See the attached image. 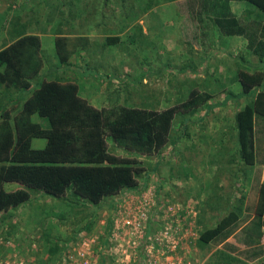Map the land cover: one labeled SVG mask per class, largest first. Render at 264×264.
<instances>
[{
  "label": "rangeland",
  "instance_id": "obj_1",
  "mask_svg": "<svg viewBox=\"0 0 264 264\" xmlns=\"http://www.w3.org/2000/svg\"><path fill=\"white\" fill-rule=\"evenodd\" d=\"M179 1L0 0V31L4 32L0 33V48L19 31L44 34L42 54L47 67L61 66L50 36L93 34V43L86 49L75 48L69 58L70 67L53 70L49 78H79L83 93H90L98 107L163 109L184 101L192 88L213 95L196 111L177 113L168 143L155 153L126 152L108 140L111 152L135 157L144 167L136 189H123L98 204H89L71 191L54 197L29 190L26 202L0 214V253L7 240H15L20 246L29 245V264H57L65 246L80 231L107 229L117 195L144 193L156 195L161 202H193L198 212V234L230 212L238 213L241 223L248 219L255 195L254 166L240 157L235 114L254 95L236 99L228 93L239 91L235 85L239 69L252 70L239 57L252 64L258 56L245 49L244 37L234 46L235 41L221 34L209 15L187 20L179 11ZM230 3L242 20L257 17L259 11L251 3ZM116 34L120 41L110 43L106 51V37ZM105 52L108 54L102 56ZM77 63L83 68L78 69ZM28 95L0 88V103L14 109V115ZM262 104L264 94L256 103L258 108ZM33 120L47 127L45 120L37 116ZM44 144L43 138L32 140L34 148ZM20 187L15 182L6 184L8 190ZM215 195L221 200L213 199ZM230 240L240 249L244 247L234 237ZM194 247L197 264L264 262V255L247 260L239 248L230 250L216 242L201 244L197 239Z\"/></svg>",
  "mask_w": 264,
  "mask_h": 264
},
{
  "label": "trees",
  "instance_id": "obj_2",
  "mask_svg": "<svg viewBox=\"0 0 264 264\" xmlns=\"http://www.w3.org/2000/svg\"><path fill=\"white\" fill-rule=\"evenodd\" d=\"M245 1L259 11L257 17L247 21L232 10L231 0H181L179 11L187 20L209 15L221 34L244 37L247 47L258 56V64L239 57L252 70L239 69L236 81L240 91L228 93L236 99L254 95L235 114L240 157L255 166L253 216L240 226L238 213L230 212L198 237L201 244L216 242L238 250L229 241L234 237L244 246L239 248L244 258L255 260L264 255L260 243L264 217V105H256L264 94V0ZM17 33L0 48V88L29 95L14 115V109L0 103V214L26 202L29 190L54 197L71 191L89 204H98L123 189H136L144 167L135 157L111 152L108 140L126 152L155 153L168 143L177 113L194 112L213 96L192 88L184 101L163 109L96 107L79 94L76 81L38 79L44 65L41 38L37 33ZM71 38L61 33L54 38L55 54L64 68L70 67L69 58L77 46L86 49L90 44L86 36ZM36 79L38 86L32 90ZM34 115L45 120L47 127L34 121ZM34 138L45 139L44 146L34 148ZM14 182L22 187L8 190L6 184Z\"/></svg>",
  "mask_w": 264,
  "mask_h": 264
},
{
  "label": "built area",
  "instance_id": "obj_3",
  "mask_svg": "<svg viewBox=\"0 0 264 264\" xmlns=\"http://www.w3.org/2000/svg\"><path fill=\"white\" fill-rule=\"evenodd\" d=\"M113 210L106 230L80 231L57 264H197L198 212L193 202H161L144 193L121 195ZM28 247L7 240L0 264H29Z\"/></svg>",
  "mask_w": 264,
  "mask_h": 264
},
{
  "label": "crops",
  "instance_id": "obj_4",
  "mask_svg": "<svg viewBox=\"0 0 264 264\" xmlns=\"http://www.w3.org/2000/svg\"><path fill=\"white\" fill-rule=\"evenodd\" d=\"M231 8H232V10H233V7H232V5H231ZM234 11V10H233ZM235 12V11H234ZM7 31V30H6ZM5 31V32H6ZM0 33H4L3 31H0ZM27 33H29V32H27ZM37 34H39V36H40V38H41V40H42V38H44L43 36H45L44 34H41V33H37ZM57 34H55V35H52V37L50 36V40L52 41V45L54 46V38H55V36H56ZM77 36H86V37H88V40H89V42L92 44L93 43V34L92 33H77ZM227 37H229L230 38V40L233 42V40L235 41V45L234 46H236L237 47V45H236V41H238L239 42V40H240V38H242V36H238V35H231V36H227ZM120 38H118V35L116 34V35H114V37H112L111 35H109V36H107L106 37V43L107 42H113V43H118L120 40H119ZM246 40V39H245ZM9 43V42H8ZM90 45V44H89ZM110 46H112V44H110V43H108V46H106V51H107V49L110 47ZM233 46V47H234ZM236 47H234V50H236ZM245 49L246 50H248V51H250V52H252L248 47H247V41H246V46H245ZM83 50V49H82ZM83 53V52H82ZM108 53L107 52H105L104 54H102V56H106ZM42 56H43V54H42ZM111 58V57H110ZM45 61V60H44ZM258 61V62H257ZM108 62H110L111 63V59H108ZM259 63V60L257 59L254 63H252V64H258ZM78 68H83V67H81L80 65H79V63H77V65H76ZM102 69V68H101ZM53 70H54V72H60V71H64L65 70V68L64 67H58V69L57 68H51V67H47L46 66V62H44V65H43V68H42V70H41V72H40V75H39V77H38V79L39 78H42V79H51V78H49L50 77V75H54V73H52L53 72ZM52 73V74H51ZM53 78H57V77H53ZM62 79V78H61ZM77 79V80H76ZM72 78V79H69V80H73V81H79V82H77V84H78V86H79V94L82 96V97H84V98H86L91 104H93L94 106H96L93 102H92V99L90 98V93L89 94H84L83 93V88H82V86H81V82H80V80H79V78ZM67 80V79H66ZM238 84V82H236V87H238V90L240 91V87H239V84ZM34 85H38V80H36L35 81V83H32V89H33V87H34ZM259 92V90H257L256 92H255V95L257 94ZM17 94V93H16ZM24 99V98H23ZM246 104V103H245ZM96 107H98V106H96ZM35 116V115H34ZM34 116L32 117V118H34ZM39 122H41V121H39ZM33 140V139H32ZM262 166V176H261V181L262 182H264V164H262L261 165ZM254 169H255V166H254ZM253 180V179H252ZM126 190V189H125ZM130 191H131V189H129ZM122 191V190H121ZM118 196H120V195H117V197ZM218 198V200L220 201L221 200V197H220V195H218V196H213V199H217ZM254 201V200H253ZM252 206V205H251ZM253 216V211L251 210L250 211V214L248 215V219H246L245 221H243L242 223L241 222H239L241 225L240 226H242V225H245L250 219H251V217ZM240 218V217H239ZM231 238V237H230ZM230 238H229V241L230 242H232L231 240H230ZM260 243L261 244H263L264 245V236L262 235L261 236V240H260ZM219 245H221V244H219Z\"/></svg>",
  "mask_w": 264,
  "mask_h": 264
}]
</instances>
